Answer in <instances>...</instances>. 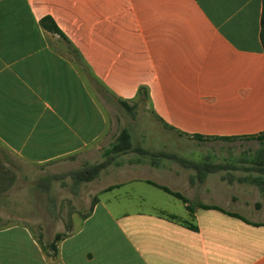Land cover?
I'll use <instances>...</instances> for the list:
<instances>
[{
	"label": "crops",
	"instance_id": "obj_1",
	"mask_svg": "<svg viewBox=\"0 0 264 264\" xmlns=\"http://www.w3.org/2000/svg\"><path fill=\"white\" fill-rule=\"evenodd\" d=\"M261 11V0H0V176L77 168L110 145L115 127L92 80L126 103L145 91L184 144L255 139L264 133ZM45 17L64 39L41 26ZM128 153L107 156L100 197L55 249L25 225L0 227V264H264V218L246 216L258 209L213 179L223 166L212 155H171L170 165ZM222 186L223 205L197 202L193 213L160 188L191 202Z\"/></svg>",
	"mask_w": 264,
	"mask_h": 264
},
{
	"label": "rangeland",
	"instance_id": "obj_2",
	"mask_svg": "<svg viewBox=\"0 0 264 264\" xmlns=\"http://www.w3.org/2000/svg\"><path fill=\"white\" fill-rule=\"evenodd\" d=\"M92 84L106 108L111 124L113 123L115 127L114 130L111 129L110 145L103 147L99 153L90 155L77 168L67 169L62 163H54L52 170L45 169V172L37 173L26 168L17 172L10 170L12 174L8 177L0 176V227L25 225L47 245H50L51 241L54 243L57 233L71 232L73 221H79L87 216L96 197H100L98 191L102 183L100 180H103L101 177H95L88 182H77L79 185L75 189L72 186L75 187L77 184L74 183L72 174L87 166L104 163L108 158L104 154L105 151L113 148L123 131H127L130 140H133L137 147H140V142L147 143L149 153L146 155L151 154L156 158L163 154V158H166L170 165L177 164L176 161L169 159L171 155L196 160L202 156L200 160L204 162L206 159L203 156L212 155V165L223 166L215 173L217 175L213 179L227 182L230 189L237 191L235 196L242 202H250L258 209L254 213L243 211L246 216L264 218V208H260V200H264V196L255 183L257 179L264 180V172L259 171L258 165L259 161L264 163L262 141L247 139L230 143L206 142L198 146L184 144L179 140L182 136L163 125L148 109L143 92L139 93L135 101L126 103L127 107L120 100L110 96L98 82L92 80ZM125 155L114 153L111 156L122 161ZM151 156L143 157L152 160ZM20 190H24V193ZM217 193L220 199H216ZM225 193L227 187L222 186L208 190L204 197L200 196V201L193 200V195L191 206L197 202L223 205L225 201L221 198L227 196Z\"/></svg>",
	"mask_w": 264,
	"mask_h": 264
},
{
	"label": "trees",
	"instance_id": "obj_3",
	"mask_svg": "<svg viewBox=\"0 0 264 264\" xmlns=\"http://www.w3.org/2000/svg\"><path fill=\"white\" fill-rule=\"evenodd\" d=\"M261 1H262V11H261V17H260V41H261L262 49L264 52V0H261ZM40 24L46 31L51 32L53 34H57L64 39V35L60 32V30L58 29V27L56 26V24L54 23V21L50 17H45V18L41 19ZM141 92H143L144 95L146 96L145 91L142 90ZM121 102L124 106H127L126 102H123V101H121ZM196 138L202 139L200 136H196ZM255 139L262 141L264 143V133L257 136ZM224 140H229V138H224ZM130 151L137 152L140 155H146L147 154L146 151H144L140 148L132 149L131 142H130V135L127 133V131H123L118 137L117 144L114 145L113 148L105 151L104 154H106V156H110L109 154H114V153L126 154ZM110 160H111V157L107 158V160L104 163L93 165V166H87L84 169L78 171L77 173H73L72 179H73L74 183L91 181L92 179H94L95 177H97L99 175L101 170H103L106 166H108L110 164ZM258 165L260 166L259 171L264 172V163L259 161ZM255 183L259 186V188L261 189V192L264 196V180L263 179H257V180H255ZM160 188L162 190H164L165 192L173 195L174 197L180 199L184 204H187L186 208H187L188 212L193 213L194 209L191 206V202L189 200H187L185 197H183L179 193H175V192L170 191L166 187H160ZM200 207L203 209H217V210L223 211L222 209H220L219 207H216V206L201 205ZM227 214H229L230 216L239 217L243 221L248 222L246 219L240 217L237 214H234V213H227ZM190 228L192 230H196V228L193 225H191ZM63 235H65V234H63V233L62 234H60V233L56 234L54 242L61 239V237ZM51 248L55 249L54 243H52Z\"/></svg>",
	"mask_w": 264,
	"mask_h": 264
}]
</instances>
